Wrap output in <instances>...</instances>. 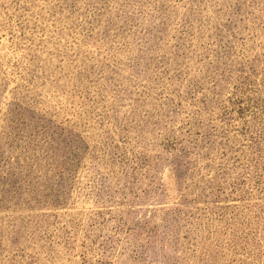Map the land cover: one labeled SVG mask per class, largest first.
<instances>
[{
  "label": "rangeland",
  "instance_id": "obj_1",
  "mask_svg": "<svg viewBox=\"0 0 264 264\" xmlns=\"http://www.w3.org/2000/svg\"><path fill=\"white\" fill-rule=\"evenodd\" d=\"M0 264H264V0H0Z\"/></svg>",
  "mask_w": 264,
  "mask_h": 264
}]
</instances>
